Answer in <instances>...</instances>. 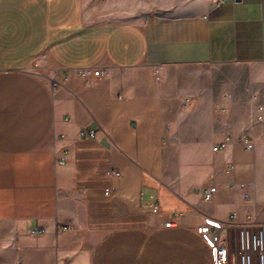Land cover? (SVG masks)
Returning <instances> with one entry per match:
<instances>
[{
  "label": "crops",
  "instance_id": "0c3cea01",
  "mask_svg": "<svg viewBox=\"0 0 264 264\" xmlns=\"http://www.w3.org/2000/svg\"><path fill=\"white\" fill-rule=\"evenodd\" d=\"M201 65L244 74L190 89ZM260 106L264 0H0V264H214L206 226L264 221Z\"/></svg>",
  "mask_w": 264,
  "mask_h": 264
},
{
  "label": "built area",
  "instance_id": "2783aa9c",
  "mask_svg": "<svg viewBox=\"0 0 264 264\" xmlns=\"http://www.w3.org/2000/svg\"><path fill=\"white\" fill-rule=\"evenodd\" d=\"M75 74L88 81L91 77H100L106 75L100 68L89 66L75 69ZM193 96H185L180 102V109H187L198 100L192 98ZM201 102V101H200ZM263 107H259L258 119H263ZM99 132L95 128L84 127L80 130V137L83 139H95ZM230 137L226 138L229 141ZM243 142L248 149L254 147V141L250 133L243 136ZM214 150H218V146H214ZM234 166H230L228 171L233 170ZM110 174L119 176L118 170H111ZM232 188H237L243 192L244 198L247 202H254V193L248 189L244 182L232 184ZM194 191L201 196L204 201H211L217 193V186L195 187ZM110 189L106 190L109 193ZM147 210L156 214L161 211L159 204H150ZM176 226L175 218H170L165 221L164 227ZM232 229L237 230L236 247H237V264H264V221L255 219L251 212L246 214L245 220L239 222L238 216L235 212L230 215V218L225 222H220L214 227L206 226L203 229L202 235L206 238L213 248L214 264H229L230 249L229 237ZM43 230L34 229L31 231L32 235H42Z\"/></svg>",
  "mask_w": 264,
  "mask_h": 264
},
{
  "label": "rangeland",
  "instance_id": "374dc122",
  "mask_svg": "<svg viewBox=\"0 0 264 264\" xmlns=\"http://www.w3.org/2000/svg\"><path fill=\"white\" fill-rule=\"evenodd\" d=\"M38 67L40 64H37ZM37 67V66H36ZM242 75L244 74V70L238 69L236 67H216L209 65H201V66H193L187 67L179 71L182 78L188 81V85L190 89H195L200 84L210 83L214 81V79H224V75L228 73H237ZM192 98L197 99L198 101L191 105L189 108L194 107L195 105L200 104L201 97L193 96ZM187 108V109H189ZM186 110V109H182Z\"/></svg>",
  "mask_w": 264,
  "mask_h": 264
},
{
  "label": "water",
  "instance_id": "95a60500",
  "mask_svg": "<svg viewBox=\"0 0 264 264\" xmlns=\"http://www.w3.org/2000/svg\"><path fill=\"white\" fill-rule=\"evenodd\" d=\"M237 1H239V0H237Z\"/></svg>",
  "mask_w": 264,
  "mask_h": 264
}]
</instances>
